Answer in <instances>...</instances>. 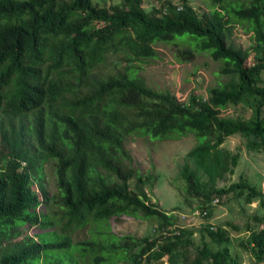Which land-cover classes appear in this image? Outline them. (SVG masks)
I'll list each match as a JSON object with an SVG mask.
<instances>
[{"label": "trees", "instance_id": "1", "mask_svg": "<svg viewBox=\"0 0 264 264\" xmlns=\"http://www.w3.org/2000/svg\"><path fill=\"white\" fill-rule=\"evenodd\" d=\"M154 1L144 8L142 0H0V264H239L226 245L227 229L204 223L217 248L202 233L193 246L192 229L175 226L148 201L143 185L151 175L131 166L124 139L133 132L203 138L185 157L205 179L187 163L179 167L194 199L191 212L207 217L212 199L229 194L264 208L262 192L242 177L216 186L238 163V152L222 147L228 136L238 134L247 150L264 153V0H210L201 14L188 0ZM236 24L250 32L247 48L229 40ZM156 41L176 45L179 62L208 52L226 81L185 101L152 88L139 71ZM242 102L247 117L220 115ZM40 206L57 237L25 231L47 224ZM121 215L155 217L157 233H113L108 220ZM253 218L263 227L250 230L242 246L253 251L252 264H262L264 219ZM86 225L88 236L72 240L69 233Z\"/></svg>", "mask_w": 264, "mask_h": 264}, {"label": "rangeland", "instance_id": "2", "mask_svg": "<svg viewBox=\"0 0 264 264\" xmlns=\"http://www.w3.org/2000/svg\"><path fill=\"white\" fill-rule=\"evenodd\" d=\"M171 1L178 2V0ZM155 3L154 0H142L144 8H149ZM188 3L198 14H201L208 8L210 0H188ZM216 5L218 4L216 3ZM229 40L236 47L247 48L250 42V32L246 31L245 26L236 24L232 28ZM152 46L155 54L141 63L139 74L145 79L147 85L159 90H168L179 101H185L188 95L203 97L208 88L221 84L227 79L226 75L219 72L221 62L212 60L206 51L196 52L190 61L179 62L175 58L177 46L173 43L156 41ZM248 61H251L250 57ZM235 114L247 117L250 114L248 104L242 102L235 106L230 105L220 112L221 116L233 117L236 116ZM202 139H195L190 132L178 136L169 135L161 139H153L142 133L133 132L125 137L124 148L130 156L131 166L141 174L151 175L149 182L143 185L148 201L165 213L172 215L175 226L192 229L193 246L200 243V234L202 233V241L209 248L215 250L217 245L205 234L202 225L208 223L214 229L219 225L228 230L229 240L226 245L230 253L236 256L239 264H252L255 261L253 251L248 246H242V244H245V239L250 230L263 227L261 221L253 218V216H257L264 219V208H261L256 201L246 204L242 198L229 194L211 206V211L207 217L192 214L190 211L194 199L188 197L184 191V182L179 175V167L183 163H187L188 167L195 170L202 179H205L200 169L185 157L186 151L195 144L196 140L198 142ZM222 147L231 152H238L239 157L232 174H226L223 179L217 180L216 186H226L242 177L255 185L264 196V153L247 150L244 139L238 134L228 136L222 143ZM44 173L48 193H53L55 191L54 174L50 165L44 166ZM36 210L41 223L47 224L29 226L25 229L27 234L34 238L38 236L57 237L59 230L55 222L43 214L45 209L40 206ZM49 221L51 223H48ZM158 222L155 217L143 218L124 215L108 220L110 231L113 233L117 235L129 234L135 237L151 236L155 232L157 233L153 230L157 228ZM88 228L89 225H86L81 229L71 231L69 234H71L72 240L86 238ZM188 252L192 256L194 248L189 247ZM100 264H108V262ZM115 264L135 263L132 260H120Z\"/></svg>", "mask_w": 264, "mask_h": 264}, {"label": "built area", "instance_id": "3", "mask_svg": "<svg viewBox=\"0 0 264 264\" xmlns=\"http://www.w3.org/2000/svg\"><path fill=\"white\" fill-rule=\"evenodd\" d=\"M217 202V198H214V199H212V204H214V203H216ZM192 214H200V215H204L205 214V211H201V213H199V211L198 210H193L192 212H191Z\"/></svg>", "mask_w": 264, "mask_h": 264}]
</instances>
